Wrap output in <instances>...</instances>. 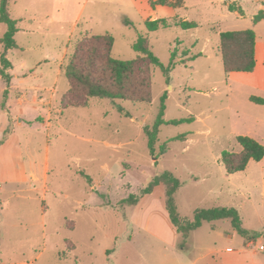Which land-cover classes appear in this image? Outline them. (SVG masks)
<instances>
[{
    "label": "rangeland",
    "instance_id": "obj_1",
    "mask_svg": "<svg viewBox=\"0 0 264 264\" xmlns=\"http://www.w3.org/2000/svg\"><path fill=\"white\" fill-rule=\"evenodd\" d=\"M78 1L87 5L75 30V1L8 3L21 45L8 54L11 75H25L26 88L41 84L56 94L50 127L39 121L17 132L27 175L0 182V264H264V158L231 175L221 160L225 151L240 152L239 136L264 147V106L249 100L264 99V84L251 78L255 71L225 74L218 51L221 32L250 29L264 44V18L254 23L264 0ZM148 19L169 25L150 32ZM180 20L197 27L183 30ZM6 31L0 22V38ZM103 35L113 38L115 60L140 56L133 45L142 36L162 66L172 52L175 63L167 74L150 68V103L91 99L85 108L62 109L65 67L77 44ZM36 94L47 102L51 96ZM161 113L165 123L156 131ZM163 172L180 182L174 203L182 222H193L199 209L234 208L248 235L229 219L178 233L163 186L143 194Z\"/></svg>",
    "mask_w": 264,
    "mask_h": 264
},
{
    "label": "trees",
    "instance_id": "obj_2",
    "mask_svg": "<svg viewBox=\"0 0 264 264\" xmlns=\"http://www.w3.org/2000/svg\"><path fill=\"white\" fill-rule=\"evenodd\" d=\"M10 0L0 1V22L7 26V31L0 38L3 51L0 54V76L6 82L9 80L7 70L11 65L5 54L8 49L16 48L14 36L17 32L15 22L10 18L8 3ZM154 5H168V0H157ZM233 11V7H229ZM264 18L260 11L254 17V23ZM183 30L195 29L197 24L180 20L175 23ZM148 31H155L160 27H167L169 23L165 19H148L145 22ZM219 54L221 56L225 74L252 73L255 68V42L256 35L253 30L228 31L219 34ZM113 38L110 35L84 37L77 44L75 53L68 65L65 74L69 81V89L63 96L62 108H83L89 105L91 99L123 100L139 103L151 102V71L152 66L159 67L164 73H168L175 63L176 55L172 52L171 63L168 67L162 66L157 57L150 51L147 40L139 37L133 49L139 53L134 60L120 61L111 58ZM185 63V61H180ZM164 98V97H163ZM249 100L257 105L264 106V99L251 96ZM162 113L155 125L156 131L159 125L165 123ZM175 124L176 121L168 122ZM156 134V132H155ZM154 134V135H155ZM156 137V136H155ZM155 137L149 139V147L152 151ZM184 136L174 140H183ZM237 142L240 145L239 153L225 151L221 160L227 174H235L245 170L249 161L259 162L264 158V147L250 137L239 136ZM153 154V152L151 153ZM164 188V204L169 221L178 233L184 229L188 234L197 229L202 222H213L229 219L239 229L243 236L248 232L241 228L238 213L234 208H211L196 210L193 222H182L177 214L174 203V195L180 187V182L170 172H163L155 177L144 189L143 194L149 195L157 186ZM126 202V201H125ZM132 204L137 199L132 198ZM183 224V228L180 225Z\"/></svg>",
    "mask_w": 264,
    "mask_h": 264
},
{
    "label": "crops",
    "instance_id": "obj_3",
    "mask_svg": "<svg viewBox=\"0 0 264 264\" xmlns=\"http://www.w3.org/2000/svg\"><path fill=\"white\" fill-rule=\"evenodd\" d=\"M53 1L54 5L60 6H65L70 1L76 2L77 9L75 11V17L73 19L72 25L73 29L75 30L78 27V23L80 22L83 11L85 10L87 1H83L81 4L78 0ZM127 1L135 2L137 0ZM168 1L171 2L170 0ZM154 11H156V9ZM18 30L19 29H17L16 34L18 33ZM15 44L17 47L13 49L21 48V45L17 44L16 42ZM11 50L12 49H8L5 54V57L8 61L9 59L7 57L8 54L11 53ZM260 66L264 67V44L260 43L256 38L255 68L253 70V72H255L254 75L251 76V78H258V80H260V83L264 84V68L260 69ZM20 67L25 68L26 63L22 61ZM11 71L12 65L10 69L7 70V73L9 75L8 82H6L0 76V82H2L0 86V182L22 181L27 175L17 132L19 129L21 130L24 127L30 128L31 126L37 124V122L39 121H44V123L47 121V125L50 127V121L53 114L51 103L52 95L56 94V88H45L41 84L34 85L32 88H26L28 81L25 75H23V77L21 78H19L18 76H12ZM29 74H32V72H30ZM61 75L62 71L57 70L53 80L54 85L58 83ZM40 89L50 92L51 96L48 102L44 97L38 96L36 94V92H40ZM30 90L33 91L34 94H30ZM23 131L25 130L23 129ZM47 171L48 166L46 164L44 177H46ZM29 176L37 180L34 176V173H29ZM159 186H157L156 188H158ZM154 190L151 194H153Z\"/></svg>",
    "mask_w": 264,
    "mask_h": 264
},
{
    "label": "built area",
    "instance_id": "obj_4",
    "mask_svg": "<svg viewBox=\"0 0 264 264\" xmlns=\"http://www.w3.org/2000/svg\"><path fill=\"white\" fill-rule=\"evenodd\" d=\"M259 250H260V251H263V250H264V247H263V246H260V247H259Z\"/></svg>",
    "mask_w": 264,
    "mask_h": 264
}]
</instances>
